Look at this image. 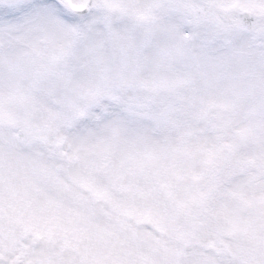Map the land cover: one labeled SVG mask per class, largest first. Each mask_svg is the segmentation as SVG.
I'll list each match as a JSON object with an SVG mask.
<instances>
[{"label": "snow or ice", "instance_id": "snow-or-ice-1", "mask_svg": "<svg viewBox=\"0 0 264 264\" xmlns=\"http://www.w3.org/2000/svg\"><path fill=\"white\" fill-rule=\"evenodd\" d=\"M0 264H264V0H0Z\"/></svg>", "mask_w": 264, "mask_h": 264}]
</instances>
